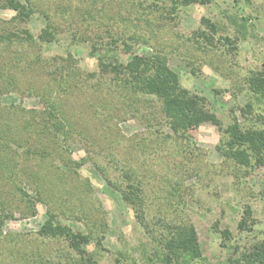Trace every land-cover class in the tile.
<instances>
[{"label": "rangeland", "instance_id": "obj_1", "mask_svg": "<svg viewBox=\"0 0 264 264\" xmlns=\"http://www.w3.org/2000/svg\"><path fill=\"white\" fill-rule=\"evenodd\" d=\"M22 1L35 9L29 21L0 0V34L21 35L0 43V89L6 73L17 83L0 94V122L28 138L0 182V204L11 213H0V264H87L88 256L96 264H163L158 240L167 222L196 231L199 257L179 264H229L264 239V167L222 153L224 128L235 120L264 128V95L247 82L264 63V0ZM49 27L58 41L44 36ZM26 28L33 42L23 38ZM135 54L165 56L215 121L173 133L162 99L119 70ZM99 62L110 70L101 74ZM54 67L61 72L48 74ZM50 103L72 124L67 139L22 128L46 125L40 110ZM27 146L39 152L25 156ZM10 156L0 149V160ZM50 214L91 236L85 255L63 237L39 233Z\"/></svg>", "mask_w": 264, "mask_h": 264}, {"label": "trees", "instance_id": "obj_2", "mask_svg": "<svg viewBox=\"0 0 264 264\" xmlns=\"http://www.w3.org/2000/svg\"><path fill=\"white\" fill-rule=\"evenodd\" d=\"M171 1L173 3L179 2L182 5H189L192 3L208 4L212 0ZM5 4L8 8L15 11L16 16L21 20L29 21L35 13V9L32 5L28 4V1L5 0ZM209 26L212 29V32H216L214 24L210 23ZM59 34L60 32H58L55 27H49L47 28V31H44V36H51V38H53L52 41L54 42L58 41L57 38ZM23 35V38H29L30 41H34L33 35L27 28L24 33H22V36ZM18 36V33L0 34V43H11L15 40L13 38H17ZM95 38H99V36L96 35L93 40H95ZM93 48L95 49L97 47L93 46ZM99 64L101 65H99L101 67L99 68L101 74L110 70L107 69L109 64L107 65V63L102 62H99ZM119 70L122 71V73L124 72V74H130L136 81L138 89L143 90L148 94L157 95L162 99L163 112L167 127L173 133H184L192 124L215 121V115L205 107L203 99L179 84L178 76L168 66L167 58L165 56L159 54H150V56L147 54H135L127 63L126 67H122ZM59 72H57L56 67H54L53 69L48 70L47 73L57 75ZM6 74L7 75L2 78V81L5 80L6 83L3 88L0 89V94L3 90H5V92H11L17 88L16 79L13 75H11V73ZM64 82L65 89L68 82ZM247 82L251 91L264 95V63H262V66L258 71L248 77ZM125 83L130 82L126 81ZM251 108L252 106L247 103L245 108H241L242 114L245 116L246 113H250ZM40 116L46 125H41L35 122L33 128L29 127V125L23 126L22 128L29 130V134L35 132H37V134H42L43 132L48 131L56 140L61 138V136H64L65 139H67L72 124L63 116L60 107L53 103L45 105V107L40 110ZM257 120H259L258 117ZM11 126V122L5 120L0 122V149L8 150L11 153V156L7 161L3 159L0 160V182L2 183H4V180H2L4 176V165L13 166L15 162L13 160L15 158L13 155L19 154L17 153L19 148L28 145V138H23L18 135L14 136L10 133ZM61 126L63 128L66 126V128L63 129ZM40 130L44 131L39 132ZM224 133L227 134L224 143V150L222 152L225 157L235 160L238 164L244 167H249L251 165L264 167V128L252 127L251 125L242 127L238 121L235 120L224 128ZM36 152L35 149H31L27 146L21 153L25 154V156H30L34 155ZM74 162L75 161H70V165L74 164ZM68 168L69 167L67 166L64 167L65 170ZM28 174L29 180L32 179V175L30 173ZM11 183L13 184V182ZM17 189L26 201L33 205V202L22 190L21 186H18ZM171 189L174 190V187ZM134 191L140 193L138 188ZM123 198L134 203L136 202L135 200L138 199V194L133 192H123ZM138 206L141 209L140 204ZM8 210L9 208L5 207L4 204H0V213H2L3 216H11V213H9ZM142 214L143 212L139 211L137 217L142 218ZM52 220L55 221V226L52 224ZM165 227L168 229V231H166L167 235H161L158 240V242L161 243V248H163L161 251L163 264H179L180 259L188 260L199 257L200 249L196 238V231L190 224H172L167 222ZM39 233L50 237H63L82 255H85L82 245L88 243L91 238L89 234H84L79 230H74L70 226L62 224L55 219L54 214L49 215L48 219L39 229ZM228 263L264 264V239L253 243L246 250L244 249L243 251H240L237 258L229 259ZM87 264H96V261L93 260L91 256H88Z\"/></svg>", "mask_w": 264, "mask_h": 264}]
</instances>
